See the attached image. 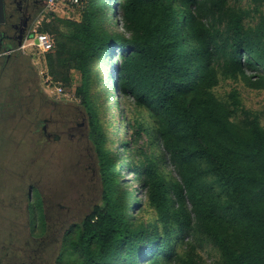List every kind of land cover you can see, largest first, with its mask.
<instances>
[{"label":"trees","instance_id":"1","mask_svg":"<svg viewBox=\"0 0 264 264\" xmlns=\"http://www.w3.org/2000/svg\"><path fill=\"white\" fill-rule=\"evenodd\" d=\"M116 1L88 0L78 12L79 22L59 20L66 32L50 23L37 28L52 39L57 36V49L53 39L52 51L43 54L49 78L68 82L70 71L79 75L77 92L97 155L104 203L66 232L59 261L204 264L194 251L182 258L175 250V240L187 247L198 235L219 254L217 264H264V126L247 111L235 119L236 95L228 104L213 92L221 77L238 75L251 89L264 88V18L245 28L244 12L228 0ZM114 4H119L120 25L128 37L109 28ZM116 47L120 59L112 62L113 74L106 73L104 82L113 91L110 81L117 79L133 105L149 114L177 175L168 182L152 163L142 170L125 164L140 181L137 191L144 190L149 220L128 213L141 206L139 195L129 205L126 193L117 192L115 158L102 149L90 92L93 66ZM256 68L263 73L255 80L245 76L244 70Z\"/></svg>","mask_w":264,"mask_h":264},{"label":"rangeland","instance_id":"2","mask_svg":"<svg viewBox=\"0 0 264 264\" xmlns=\"http://www.w3.org/2000/svg\"><path fill=\"white\" fill-rule=\"evenodd\" d=\"M121 1L117 0L116 3ZM228 4L244 12L245 28L256 27L260 18H264V0H228ZM118 5L114 4L112 12L108 14L113 23L109 24V28L128 37L130 33L120 25L121 9ZM51 13V16L45 15L42 19L44 22H40L57 26L60 32H66V28L59 20L79 22L82 19V13L67 10L63 5H58ZM53 39L55 51V34ZM262 42L264 46V39ZM26 53L32 55L28 59L39 79L42 101L35 100L36 97L31 103L26 100L27 92L22 80L15 77L14 70L3 77V122L0 123V178L3 179V189H0V222L3 234L0 240L3 242V253H6L4 262L67 264V258L61 261L58 259L66 232L92 212L93 206L99 210L104 208L98 160L78 97V73L70 71L68 82L56 80L69 98L52 97L44 93L49 81L53 80L48 76L44 55L33 47H28ZM120 55L121 50L116 47L95 63L90 92L94 95L99 117L102 149L109 157L115 158V174L112 178L117 192L126 193L129 205H135L139 195L142 198L141 206L130 207L128 213L136 219L149 220L152 218V211L146 203L144 190L137 191L140 181L134 177L132 167L127 169L125 164L141 165L139 167L142 170V165L152 163L168 182L177 179V175L167 161L157 137V127L149 114L133 105V101L119 87L117 79L110 81L113 91L104 82L106 73L113 74L112 62L118 63ZM244 71L245 76L252 77V80L263 73L258 68ZM8 75L10 80L6 78ZM13 87L17 88L18 95H11ZM213 92L228 104L232 101L231 95H236L239 104L235 107V119H242L247 111L264 126V88L251 89L242 76L238 75L236 78L221 77ZM47 95L58 100V103L52 105L47 101ZM14 102H18V106L9 105ZM241 109L244 110L243 113ZM40 119L49 120L47 133L59 136V140L42 138L37 123ZM205 183L211 189L212 181L206 178ZM31 185L39 190L44 200L46 223L42 219L39 196L35 191H32L33 196H29ZM175 242V250L182 258L194 251L204 264L218 262L219 254L202 236L191 237L187 247L177 240Z\"/></svg>","mask_w":264,"mask_h":264},{"label":"flooded vegetation","instance_id":"3","mask_svg":"<svg viewBox=\"0 0 264 264\" xmlns=\"http://www.w3.org/2000/svg\"><path fill=\"white\" fill-rule=\"evenodd\" d=\"M3 9V22L0 24V123L3 122V77L6 73L14 70L15 77L22 80V84L27 92L26 100L31 103L33 99L42 101L40 97V89L38 77L30 64L31 54L26 53L27 39L33 36V32L41 24L40 20L46 14H51L47 10L46 0H1ZM26 50V52H25ZM27 56V57H26ZM14 77V78H15ZM10 80V76L6 77ZM7 81V80H5ZM14 83H16L14 81ZM16 84L13 86L15 87ZM11 88V95H18L17 88ZM44 93L46 91L44 90ZM47 101L52 105H56L58 100L47 95ZM15 100V99H14ZM13 100V101H14ZM19 102V101H18ZM17 103H9V105L18 106ZM49 120H37L39 132L43 139L53 141L59 140V136L47 133V122ZM1 171V170H0ZM0 189H3V179L0 178ZM32 191L39 199L41 214L46 223V209L44 200L39 190L33 185L29 187V196H33ZM35 196V195H34ZM3 234V225L0 222V236ZM6 253H3V242L0 240V264H8L4 262Z\"/></svg>","mask_w":264,"mask_h":264},{"label":"built area","instance_id":"4","mask_svg":"<svg viewBox=\"0 0 264 264\" xmlns=\"http://www.w3.org/2000/svg\"><path fill=\"white\" fill-rule=\"evenodd\" d=\"M47 10L53 12L58 5H63L67 10L72 12L82 11L88 4V0H46ZM38 28V27H37ZM36 30L33 32L32 38H28L26 47H33L39 53L45 54L53 49V39L48 33H39ZM46 93L56 98H69V95L65 93L64 89L58 82L49 81L45 89Z\"/></svg>","mask_w":264,"mask_h":264},{"label":"water","instance_id":"5","mask_svg":"<svg viewBox=\"0 0 264 264\" xmlns=\"http://www.w3.org/2000/svg\"><path fill=\"white\" fill-rule=\"evenodd\" d=\"M3 22V9H2V3L0 0V24Z\"/></svg>","mask_w":264,"mask_h":264}]
</instances>
